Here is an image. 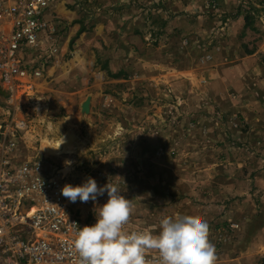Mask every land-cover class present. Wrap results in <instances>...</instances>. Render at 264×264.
Returning a JSON list of instances; mask_svg holds the SVG:
<instances>
[{
    "label": "rangeland",
    "instance_id": "374dc122",
    "mask_svg": "<svg viewBox=\"0 0 264 264\" xmlns=\"http://www.w3.org/2000/svg\"><path fill=\"white\" fill-rule=\"evenodd\" d=\"M61 1L69 20L53 11L56 30L44 53L59 51L72 27L81 30L74 51L99 24L133 19L146 23L141 48H165L164 69L148 83L145 73L113 75L96 49L101 88L64 99L60 86L34 85L10 101L1 83L0 126L10 114L27 119L16 160L40 162L63 186L88 177L117 185L131 201V232L155 235L162 217L190 215L207 222L215 264H264V0ZM57 52L31 64L47 71ZM106 200L71 206L92 224Z\"/></svg>",
    "mask_w": 264,
    "mask_h": 264
},
{
    "label": "built area",
    "instance_id": "2783aa9c",
    "mask_svg": "<svg viewBox=\"0 0 264 264\" xmlns=\"http://www.w3.org/2000/svg\"><path fill=\"white\" fill-rule=\"evenodd\" d=\"M59 2L0 0V77L10 101L32 88L28 79L44 76L45 66L31 64L34 58L47 62L58 51L50 46L43 52L56 30L48 14ZM26 122L10 114L0 126V264H79L73 241L84 224L61 195L62 183L40 162L16 160ZM123 230L131 232L127 223ZM144 255L146 264H159L158 252Z\"/></svg>",
    "mask_w": 264,
    "mask_h": 264
},
{
    "label": "clouds",
    "instance_id": "9594fccd",
    "mask_svg": "<svg viewBox=\"0 0 264 264\" xmlns=\"http://www.w3.org/2000/svg\"><path fill=\"white\" fill-rule=\"evenodd\" d=\"M105 194L107 200L94 208L95 223L76 232L73 247L79 264H146L144 254L149 249L158 252L159 264H215L216 250L208 238L206 221L190 215L164 216L158 234L125 232L132 206L117 185L98 186L88 177L79 185L66 183L61 188V195L72 203H95Z\"/></svg>",
    "mask_w": 264,
    "mask_h": 264
},
{
    "label": "crops",
    "instance_id": "0c3cea01",
    "mask_svg": "<svg viewBox=\"0 0 264 264\" xmlns=\"http://www.w3.org/2000/svg\"><path fill=\"white\" fill-rule=\"evenodd\" d=\"M53 11L62 19L69 20V13L64 2H59ZM48 15L51 17V13ZM145 25L146 23H138L137 20L129 19L127 21L119 18L99 24L92 37L86 34L80 40L77 39L79 48H75L74 51L71 50V44L74 36L81 30L79 26L72 27L67 33L65 32L66 34L64 33L66 36L62 41V46L57 52L54 64L47 69L46 75L28 79L27 82L35 87L49 86L54 89L56 86H60L58 97L64 99L90 87L101 88V78L105 72L102 68H99L95 75L92 72L94 70L92 59L96 60V49L99 52H105L107 59L105 63L108 64V71L113 75L139 72L145 73L147 83L151 79H157L160 75L157 74L159 72L156 68L164 69L160 58L163 56L162 52L165 48H160L158 51L141 48ZM138 47L143 50L136 51ZM168 49L171 50V48ZM1 83L3 82L0 80ZM25 86L29 85L25 84ZM78 96L76 95V98ZM47 97L49 95L46 93L42 98ZM5 101V98L0 96V111L2 113H5L2 106ZM254 128L257 130L256 126Z\"/></svg>",
    "mask_w": 264,
    "mask_h": 264
},
{
    "label": "trees",
    "instance_id": "16d2710c",
    "mask_svg": "<svg viewBox=\"0 0 264 264\" xmlns=\"http://www.w3.org/2000/svg\"><path fill=\"white\" fill-rule=\"evenodd\" d=\"M254 9H257V8H254ZM237 15H238V16L243 15V12H242V10H241V6L239 7V10H238ZM251 19H252L251 14H249V12H247V13L245 14L246 25H251V23H252ZM247 52H248V53H252V51H249V50H248Z\"/></svg>",
    "mask_w": 264,
    "mask_h": 264
},
{
    "label": "water",
    "instance_id": "95a60500",
    "mask_svg": "<svg viewBox=\"0 0 264 264\" xmlns=\"http://www.w3.org/2000/svg\"><path fill=\"white\" fill-rule=\"evenodd\" d=\"M89 108H90V101L87 100L84 105H83V110L84 111H89Z\"/></svg>",
    "mask_w": 264,
    "mask_h": 264
}]
</instances>
